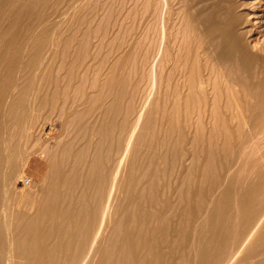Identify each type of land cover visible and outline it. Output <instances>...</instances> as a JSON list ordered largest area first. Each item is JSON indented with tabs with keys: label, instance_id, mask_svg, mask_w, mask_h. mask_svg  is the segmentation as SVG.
<instances>
[{
	"label": "rangeland",
	"instance_id": "1",
	"mask_svg": "<svg viewBox=\"0 0 264 264\" xmlns=\"http://www.w3.org/2000/svg\"><path fill=\"white\" fill-rule=\"evenodd\" d=\"M0 37V264H69L15 253L14 229L24 205L38 208L60 123L74 116L86 141L102 127L105 177L132 142L90 264H264V0H0ZM28 86L41 96L10 98ZM91 149L83 166L66 162L83 172L88 209Z\"/></svg>",
	"mask_w": 264,
	"mask_h": 264
},
{
	"label": "bare ground",
	"instance_id": "2",
	"mask_svg": "<svg viewBox=\"0 0 264 264\" xmlns=\"http://www.w3.org/2000/svg\"><path fill=\"white\" fill-rule=\"evenodd\" d=\"M27 1V0H26ZM244 1V0H243ZM246 1V0H245ZM29 2V1H28ZM247 3V2H246ZM243 4V3H242ZM43 5V4H42ZM246 4H244L245 6ZM242 7V6H241ZM9 17V16H8ZM4 18V17H3ZM246 20V18H245ZM45 22V21H44ZM245 29V27H244ZM2 31V30H1ZM247 32H251L247 31ZM246 32V33H247ZM9 34V33H8ZM249 34V33H248ZM247 35V34H246ZM244 36V35H243ZM1 38V37H0ZM234 38L233 36L231 37V39ZM251 38V37H250ZM34 39V38H33ZM36 39V38H35ZM40 39V38H39ZM248 38H246L245 40L247 41ZM24 40V39H23ZM46 40V38H45ZM229 40V39H228ZM39 40H37L38 42ZM213 41V40H212ZM34 43V41H33ZM235 43V42H234ZM237 43V42H236ZM239 43V42H238ZM214 44V43H213ZM29 45V44H28ZM239 45V44H238ZM5 46V45H4ZM213 46V45H212ZM27 47V46H26ZM33 47L35 48V46L33 45ZM43 47V43H40V45L37 47L38 50H40ZM210 47V46H209ZM220 47V46H219ZM223 47V46H222ZM241 47V46H239ZM19 48V47H18ZM218 48V47H217ZM217 48L215 47L212 50H217ZM25 49V48H24ZM33 49V48H32ZM208 49V47H207ZM220 49L222 50V48L220 47ZM13 50V49H12ZM23 50V49H22ZM16 52V51H15ZM40 53V52H39ZM212 53H216V52H212ZM20 54V53H19ZM213 55V54H212ZM19 56V55H18ZM211 56V55H210ZM212 57V56H211ZM213 58V57H212ZM224 59V58H223ZM37 61V58H30L29 63L33 64V66L36 67V70H38L39 66L35 64V62ZM22 65V63H21ZM5 66V65H4ZM21 69V68H20ZM21 71V70H20ZM19 72V71H18ZM21 79V78H20ZM19 81V80H18ZM41 81V80H40ZM249 81V80H248ZM31 82V81H30ZM40 85V84H39ZM38 86V85H37ZM44 86V85H42ZM109 87V86H108ZM39 88V87H37ZM45 93V92H44ZM12 94V97H11ZM10 94V98H20V97H30L31 99L36 100L37 98H39L41 96V91L39 89H29L28 88H17L15 87V89H13L11 91ZM101 95V93H100ZM98 95V96H100ZM45 96V95H44ZM54 96V95H53ZM97 96V95H96ZM55 97V96H54ZM95 97V96H93ZM104 97V96H103ZM109 97V96H108ZM92 98V97H91ZM9 99V97H8ZM52 99V98H51ZM95 99H97L95 97ZM94 99V101H96ZM108 99V98H107ZM111 99V98H110ZM21 100V99H20ZM113 101V97L111 99ZM110 100V102H111ZM17 101V100H16ZM94 101H92L94 103ZM109 101V100H108ZM21 102V101H20ZM29 102V99H28ZM46 102V101H45ZM109 102V103H110ZM71 103V102H70ZM91 103V102H90ZM92 103V104H93ZM113 103V102H112ZM116 103V102H115ZM73 104V103H72ZM91 104V105H92ZM106 104L108 105L107 101ZM105 104V106H106ZM38 105V104H36ZM111 105V104H109ZM113 105V104H112ZM117 105V104H116ZM12 106V105H11ZM44 106V105H43ZM104 106V107H105ZM10 107V106H9ZM13 107V106H12ZM11 107V108H12ZM109 107V106H108ZM111 107V106H110ZM97 108H101L99 106H97ZM107 108V107H105ZM107 111V109H105ZM102 109V108H101ZM110 109V108H109ZM118 109V107H117ZM37 110V109H36ZM119 110V109H118ZM82 111V110H81ZM97 111V110H96ZM141 111V110H140ZM21 112H23L21 110ZM18 115V120H20L23 117V113H21ZM86 112V111H85ZM105 112V111H104ZM104 112L102 113V118L104 117ZM110 112V111H108ZM17 113V112H16ZM15 113V114H16ZM77 113V112H76ZM118 113V111H117ZM116 113V114H117ZM139 113V112H138ZM10 114V112H9ZM78 114V113H77ZM109 114V113H108ZM33 115V114H32ZM31 115V116H32ZM72 115V114H71ZM75 115V114H74ZM73 115V116H74ZM84 115V114H83ZM118 115V114H117ZM2 116V115H1ZM10 116V115H9ZM30 116V114H29ZM37 116V115H36ZM81 116V113L80 115ZM57 117V116H56ZM71 117V116H70ZM98 117V116H96ZM20 118V119H19ZM102 118L100 119L102 122ZM113 118V117H111ZM30 121L32 118H28ZM74 119V120H73ZM139 119V117L137 118V120ZM141 119V118H140ZM79 120V119H78ZM107 120V119H105ZM27 121V120H26ZM75 121V116L72 117L70 120H67V122L65 120H62L60 123V131L62 130L61 133H58V139L61 141V144L59 145L60 147V161L57 163H55L54 161H51L50 163V167L49 170L47 172V174L45 175V177L43 178V180L41 181V183L39 184V189L41 191V195H37L38 199H40L38 208L35 210L34 208H32V206L28 207V205H24L21 208V212L20 214L24 216V213L26 214L25 217H22V219H19L18 224L14 230H16L17 233H14V237H15V246H16V250L15 253L19 254V252L23 253V257L32 261L35 259H42L45 262H54L55 261V256L57 253H59L56 258L58 260V262L60 261H69V264H76L77 261H79V264H90L92 261V259L94 258V254L96 252L99 251V246L102 244L104 237L106 234V229H108V221L111 217V209L112 207L117 203L114 204V199L116 197V192H118L116 190V183H119V180H121L120 178L123 176V172H124V167L126 166V158H127V154L128 152L131 150H129V147H132V145L129 146V143L131 141H127V144H125V146L123 148L119 147L120 149H117L118 151L115 150L114 155H115V164L113 165V172L109 177H105L104 173L102 171H105L104 168L100 167L103 166L101 164V155H102V150H101V145L102 142L105 141L102 137V135L104 134V131L102 129L101 126H95L93 125V128L91 127L92 130H90V133L93 135V139L94 137L96 138V140H92L91 141V137L88 138L86 141V136H87V132L89 131V129L87 128V126L82 127V129L80 128V130H78L77 132H75V129H72L71 127V123L73 124V122ZM96 121V120H95ZM115 121V120H114ZM121 121V120H119ZM139 121V120H138ZM137 121V122H138ZM88 122V120L86 121V123L84 125H86ZM4 123V122H3ZM43 123V122H42ZM52 125L53 121L51 120ZM79 123V121L77 122ZM100 123V122H99ZM106 122H104L105 124ZM18 124V123H17ZM25 124V123H24ZM91 124V123H90ZM92 124H94V121L92 122ZM91 124V125H92ZM120 124V123H119ZM83 125V126H84ZM106 125V124H105ZM30 126V125H29ZM5 127V126H4ZM13 128V127H12ZM15 128V127H14ZM74 128V126H73ZM115 128V127H114ZM134 128V127H133ZM132 128V129H133ZM137 128V127H136ZM135 129V128H134ZM133 129V130H134ZM18 130V129H17ZM25 130V129H24ZM105 130V129H104ZM133 130L130 132L132 133ZM14 131V130H13ZM30 131V130H29ZM115 131V130H114ZM136 131V129H135ZM134 131V133H135ZM21 132V131H20ZM111 132V130H110ZM119 132V131H118ZM14 133V132H13ZM28 133V132H27ZM44 133V127H41V131H40V135H42ZM72 133H75V137L74 138H68ZM113 133V132H112ZM24 134V133H23ZM107 134V133H106ZM105 134V135H106ZM122 134V133H121ZM133 134V133H132ZM131 134V135H132ZM109 135V134H108ZM117 135V134H116ZM27 136V135H26ZM133 136V135H132ZM42 137V136H40ZM112 136H110L111 138ZM130 137V135H129ZM5 138V137H3ZM24 138V137H23ZM67 138V139H66ZM108 138V137H107ZM117 142H119V133L117 135ZM133 138V137H132ZM39 139V138H38ZM90 139V141H89ZM56 140V139H55ZM128 140V139H127ZM130 140V139H129ZM132 140V139H131ZM125 141V140H123ZM133 141V140H132ZM36 142V141H35ZM88 142H90V144H88ZM109 142V140L107 141ZM113 142V141H111ZM7 143V141H6ZM42 143V140L40 139V144ZM105 143V142H104ZM125 143V142H124ZM132 143V142H131ZM34 144V142H33ZM49 142L45 143V144H41L40 148H39V155H41L43 158L45 155V152L47 151L48 153V145ZM110 144V142H109ZM109 144L106 146H109ZM1 145V144H0ZM4 145V144H3ZM14 145V144H13ZM20 145V144H19ZM51 145V144H50ZM89 145H92V149L89 147ZM9 146V145H7ZM105 146V145H104ZM6 149V146H4ZM25 148V146H23ZM31 147V146H30ZM110 147V146H109ZM107 147V148H109ZM117 148V146H115ZM12 148V147H11ZM93 154V158L92 160L90 159L89 161H92V164L89 170V178H91V180L93 181V188H94V195L92 198H94V202L95 205H93L91 207V209L86 208L85 205L84 206V202L85 201V191H84V184L85 181L82 178L83 172L81 171H76L77 175L71 174L72 172V167H68L69 163H72L73 167H80L81 164L83 166V158L86 156V153L88 151H90ZM129 150V151H128ZM4 151V150H3ZM7 151V149L5 150V152ZM56 151V150H55ZM3 153V152H2ZM1 153V154H2ZM112 153V152H111ZM11 154V152H10ZM56 154V153H55ZM54 154V155H55ZM27 155V154H26ZM53 155V157H54ZM2 156V155H1ZM10 156V155H9ZM50 157V156H49ZM88 157V155H87ZM86 157V158H87ZM1 158V157H0ZM8 157H6V161ZM18 158V157H17ZM56 158V157H55ZM47 161L49 160L47 154H46V158ZM27 161V160H26ZM63 161H65V163L67 161H70L69 163L66 164H62ZM87 162V160L85 161ZM131 162V161H130ZM88 163V162H87ZM7 164V162H6ZM5 164V166H6ZM25 165V162L23 163V167ZM75 165V166H74ZM111 166V165H110ZM65 167V170L63 169ZM88 167V169H89ZM83 168V167H82ZM82 168H80L81 170H83ZM104 170H102V169ZM23 170V169H22ZM6 172V171H5ZM22 172V171H21ZM23 173V172H22ZM88 173V171L86 172ZM22 175V174H21ZM88 176V175H87ZM91 176V177H90ZM22 177V176H21ZM25 177V176H24ZM22 177V178H24ZM18 178H20L18 176ZM17 178V180H18ZM164 178V177H163ZM20 180V179H19ZM178 180V179H177ZM23 181V180H22ZM29 181H25V186H29ZM33 183V182H32ZM89 183V182H88ZM87 183V185H88ZM18 184V183H17ZM125 184V183H124ZM155 184V183H154ZM158 184V183H157ZM86 185V187H87ZM121 185V183H120ZM181 185V184H180ZM76 189V193L74 194L75 196V203H74V207L71 210V203L68 202L66 199L71 196V194H69V190L71 191V187H73ZM119 186V185H118ZM36 188V187H35ZM89 189V187H87ZM179 188V187H178ZM25 189V188H24ZM74 189V190H75ZM87 189V190H88ZM93 189H91L92 191ZM4 191V190H3ZM120 191V190H119ZM28 192V191H27ZM169 192V191H168ZM6 193V192H5ZM73 193V192H72ZM92 194V192L90 193ZM90 196V195H88ZM92 196V195H91ZM6 197V196H5ZM20 197V196H19ZM27 197V196H26ZM72 197V196H71ZM91 198V197H89ZM20 199V198H19ZM4 200V199H3ZM72 200V199H70ZM93 201V199H92ZM114 204V205H113ZM14 205V204H13ZM12 205V206H13ZM16 205V204H15ZM18 205V202H17ZM117 206V205H116ZM114 206V207H116ZM14 207V206H13ZM17 207V206H16ZM113 207V211L114 208ZM19 209V208H18ZM117 210V209H115ZM253 210V209H252ZM3 211V209H2ZM24 212V213H23ZM116 212V211H114ZM117 215V212L115 213ZM114 214V215H115ZM110 215V217H109ZM113 215V212H112ZM263 215V214H262ZM21 217V216H20ZM257 217V216H256ZM12 218V217H11ZM10 218V219H11ZM97 218H98V225L96 226V222H97ZM262 218V217H261ZM259 217V220L261 219ZM264 219V218H263ZM26 220V221H23ZM258 220V219H257ZM253 223L254 225L256 224ZM261 222V220L259 221ZM11 223V222H10ZM111 223V222H110ZM5 224V223H4ZM17 224V223H16ZM252 224V225H253ZM260 224V223H259ZM257 226H255L254 228L251 229H255L258 228V223L256 224ZM11 226V225H10ZM9 226V227H10ZM260 227V226H259ZM10 229V228H9ZM243 229V228H240ZM147 230V229H146ZM11 231V229H10ZM244 231V230H243ZM15 232V231H13ZM116 232V231H115ZM12 231L10 232V236ZM114 233V232H113ZM252 233V234H251ZM250 237L255 234L254 230L249 233ZM53 235H57L59 236V240H58V244L57 246H52L49 245V238H51ZM248 235V234H247ZM117 236V234H116ZM141 236V235H140ZM145 236V235H144ZM108 237V236H107ZM249 237V239H250ZM112 238V237H111ZM144 238V237H143ZM246 238H248V236H246ZM245 238V239H246ZM9 239V238H7ZM12 239V238H11ZM10 239V240H11ZM115 239V238H114ZM14 240V239H13ZM12 240V241H13ZM56 240V239H55ZM143 240V239H142ZM106 241V240H105ZM108 241H111V239H109ZM107 241V242H108ZM248 241V240H247ZM55 242V241H54ZM106 242V243H107ZM246 242V240H245ZM11 243V241H10ZM52 243V242H51ZM110 243V242H109ZM144 243V242H143ZM13 244V242L11 243V245ZM104 244V243H103ZM108 244V243H107ZM106 244V245H107ZM235 244V243H234ZM239 244V242H238ZM242 244V243H241ZM246 243H244L245 245ZM20 245L23 246L22 251L20 250ZM56 245V244H55ZM86 245V247L84 248V250L87 248V253H83L85 254L84 256L82 255L81 252L83 247ZM109 245V244H108ZM248 245V244H247ZM14 246V245H13ZM71 246L74 247L73 250L71 249ZM105 246V244H104ZM241 246V245H240ZM12 247V246H11ZM108 247V246H107ZM13 249V248H12ZM244 249V248H243ZM70 250V251H69ZM240 250V249H239ZM238 250V251H239ZM3 251V249H2ZM9 251H12L11 248ZM234 251V250H233ZM232 251V252H233ZM100 253V252H99ZM66 254V255H65ZM240 254V253H238ZM237 254V255H238ZM2 255V254H1ZM83 256V258H81L80 256ZM11 257V255H8ZM62 256V258H61ZM215 256V255H214ZM236 257V254H235ZM19 258V257H18ZM98 258V257H97ZM238 258V257H237ZM62 259V260H61ZM235 259V258H234ZM20 260V259H19ZM101 260V259H100ZM228 260V259H227ZM232 260V259H231ZM7 262V261H6ZM9 264H13V260L12 257L8 259ZM236 261H234L235 264ZM19 263V262H18ZM230 263V262H229ZM32 264V262L30 263ZM231 264V263H230Z\"/></svg>",
	"mask_w": 264,
	"mask_h": 264
}]
</instances>
